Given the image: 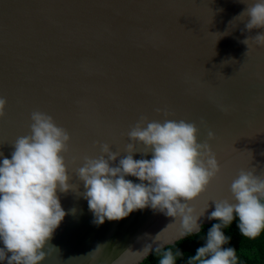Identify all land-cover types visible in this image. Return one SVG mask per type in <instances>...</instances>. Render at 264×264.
Returning <instances> with one entry per match:
<instances>
[{
	"label": "water",
	"instance_id": "obj_1",
	"mask_svg": "<svg viewBox=\"0 0 264 264\" xmlns=\"http://www.w3.org/2000/svg\"><path fill=\"white\" fill-rule=\"evenodd\" d=\"M254 2L0 0V152L10 158L31 133L34 111L71 136L63 155L76 188L58 193L67 215L42 264H140L186 237L181 215L151 208L97 226L82 195L84 157L104 143L125 155L142 117L195 123L215 154L219 172L186 201L193 217L207 209L200 229L241 170L264 179V47L252 39L264 28L249 31L243 13Z\"/></svg>",
	"mask_w": 264,
	"mask_h": 264
},
{
	"label": "clouds",
	"instance_id": "obj_2",
	"mask_svg": "<svg viewBox=\"0 0 264 264\" xmlns=\"http://www.w3.org/2000/svg\"><path fill=\"white\" fill-rule=\"evenodd\" d=\"M243 13L248 17L249 31L264 28V0H255ZM252 39L264 47V32ZM243 43L249 49V37ZM6 104L0 97V118L5 116ZM31 120V133L15 141L10 158L0 152V264L45 261L49 246L56 249L50 241L67 215L58 193L76 188L69 182L71 175L63 155L71 140L69 132L42 111L32 112ZM198 131L195 123L183 119L160 122L142 117L127 134L131 142L125 155L104 143L99 157H84L75 175L83 182L82 195L93 222L99 226L151 208L169 217L181 215L186 232H198L207 209L193 217L186 201L202 193L219 172L210 145L198 142ZM213 137L214 132L209 131V138ZM137 143L144 151L137 150ZM137 152L142 153L139 159L135 158ZM149 154L151 158H147ZM230 192L231 200L214 202L208 219L218 222L209 228L206 242L190 260L236 264V249L225 247L231 237L224 229L237 218V226L246 237L255 238L264 231V179L241 170L232 180ZM177 255L182 253L174 255L168 249L159 264H176Z\"/></svg>",
	"mask_w": 264,
	"mask_h": 264
},
{
	"label": "trees",
	"instance_id": "obj_3",
	"mask_svg": "<svg viewBox=\"0 0 264 264\" xmlns=\"http://www.w3.org/2000/svg\"><path fill=\"white\" fill-rule=\"evenodd\" d=\"M218 221H214L216 223ZM204 225L196 234L188 233L186 237L172 246L160 250H154L140 264H159V260L165 251L171 249L173 254L179 251L182 255L176 256V264H200L197 260H190V257L196 254L197 248L206 241V235L212 224ZM238 218L233 221L230 227L225 228V234L231 237L228 245L225 247H234L236 249V264H264V231L255 238H249L241 234L238 228Z\"/></svg>",
	"mask_w": 264,
	"mask_h": 264
}]
</instances>
